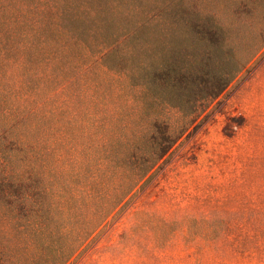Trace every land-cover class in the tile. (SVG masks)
I'll list each match as a JSON object with an SVG mask.
<instances>
[{
  "label": "rangeland",
  "instance_id": "374dc122",
  "mask_svg": "<svg viewBox=\"0 0 264 264\" xmlns=\"http://www.w3.org/2000/svg\"><path fill=\"white\" fill-rule=\"evenodd\" d=\"M91 29L116 87L190 129L69 264H264V0H98Z\"/></svg>",
  "mask_w": 264,
  "mask_h": 264
},
{
  "label": "trees",
  "instance_id": "16d2710c",
  "mask_svg": "<svg viewBox=\"0 0 264 264\" xmlns=\"http://www.w3.org/2000/svg\"><path fill=\"white\" fill-rule=\"evenodd\" d=\"M97 12L0 0V264H69L190 129L116 87L88 43Z\"/></svg>",
  "mask_w": 264,
  "mask_h": 264
}]
</instances>
